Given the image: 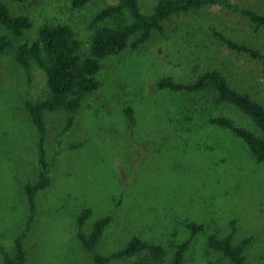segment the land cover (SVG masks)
<instances>
[{"label":"rangeland","instance_id":"obj_1","mask_svg":"<svg viewBox=\"0 0 264 264\" xmlns=\"http://www.w3.org/2000/svg\"><path fill=\"white\" fill-rule=\"evenodd\" d=\"M0 1L31 23L19 36L0 24V36L10 42L0 52V264L18 239L24 264H95L77 232L88 236L105 218L94 245L100 255L135 237L162 249L158 256L145 250L106 264H172L183 243L186 264H232L209 246L211 235L230 236L245 264H264V159L209 119L226 116L256 127L213 92L158 87L165 78L187 84L217 70L264 107L263 59L227 44L264 54V24L246 14L264 16V0H216L163 18L137 47L99 61L100 84L77 107L44 110L42 135L25 102L45 99L46 74L33 62L21 66L16 47L44 24H64L88 56L94 16L117 0H90L78 9L70 0ZM137 1L145 15L158 2ZM39 142L48 184L35 192L31 211L25 187L43 170ZM85 209L90 213L79 225Z\"/></svg>","mask_w":264,"mask_h":264},{"label":"trees","instance_id":"obj_2","mask_svg":"<svg viewBox=\"0 0 264 264\" xmlns=\"http://www.w3.org/2000/svg\"><path fill=\"white\" fill-rule=\"evenodd\" d=\"M89 1L70 0V3L73 8L78 9ZM213 2H216V0H158L152 13L145 15L140 12L137 0H117L116 4H110L102 8L94 16L93 23L96 26L90 39L89 55L85 57L81 56L79 41L75 38L69 26L64 24L42 25L34 39L23 41L15 49V59L21 66L28 67L33 62L41 67L46 74L48 94L45 99L36 104L29 101L25 102V107L40 135H42L44 129L42 119L44 110L52 111L58 108L72 110L78 106L83 93L92 92L98 88L100 83L96 80L95 73L100 69L99 61L101 59L122 51L128 45L132 48L137 47L148 38L151 30L158 28L159 22L168 15L175 12H185L190 8ZM246 14L253 22L264 24V16L249 10L246 11ZM108 20L112 21L109 23ZM0 24L17 36L22 35L23 31L31 25L27 15L12 14L6 4L1 1ZM132 37H135V39L130 41ZM227 44L238 52H246L252 57L261 58L264 61V54L259 53L257 50L232 43L229 40H227ZM9 45L10 42L6 40L5 36H0V52ZM158 87L190 93L198 91L213 92L216 95L217 102L229 104L246 115L256 127V131L237 125L231 118L226 116L211 118L209 122L229 130L235 137L241 139L257 160L264 159V107L251 99L249 95L231 88L219 71H206L195 81L187 84L176 83L170 78H165L158 83ZM128 112H130V109H128ZM40 142L39 162L43 170L35 185H26L25 187L31 211L34 207L35 192L45 188L48 184L45 173L46 165L43 160V147ZM89 213L90 210L85 209L80 214L78 218L79 225H82ZM108 222V218L96 221L88 236L81 231L77 232L83 247L91 253L95 264H106L112 258L130 257L145 250L157 256L162 253L160 247L146 244L135 237L129 241L124 249L110 256L100 255L95 252L94 245ZM190 227L194 230L199 229L193 224ZM208 244L232 264H245L244 257L241 254V246L232 243L230 236L218 238L211 235L208 238ZM185 248L184 243L177 247L172 257V264H186L183 258ZM24 261L25 252L18 239L15 243L14 254H5L3 264H24Z\"/></svg>","mask_w":264,"mask_h":264}]
</instances>
